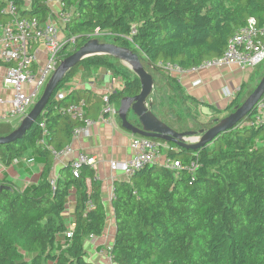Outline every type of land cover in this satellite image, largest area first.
<instances>
[{
	"label": "trees",
	"instance_id": "16d2710c",
	"mask_svg": "<svg viewBox=\"0 0 264 264\" xmlns=\"http://www.w3.org/2000/svg\"><path fill=\"white\" fill-rule=\"evenodd\" d=\"M7 1L18 7L21 17L40 23L51 13L49 0H30L27 6L23 0H0V24L8 21L1 14ZM60 3L63 10L70 12L66 34L75 39L74 47L65 48L62 57L91 40L95 31L103 33L97 37L99 42L131 50L151 74L154 89L164 86L168 91L169 105L163 107L161 103L151 111L178 133L211 127L191 119L188 105H200L218 115L230 114L263 75V70L254 69L220 110L185 95L177 78L159 64L169 63L188 71L221 57L232 35L248 18H254L259 26L264 24V0ZM101 37L105 40L100 41ZM101 68L122 82L121 89L107 94L109 103L116 108L122 98L139 93L138 79L119 61L105 55L89 57L76 64L58 84L22 138L0 145V161L5 166L28 153L41 158L43 166L36 185L23 191L0 178V264H93L84 244L91 237H100L106 228L101 183L94 169L85 164L80 166L77 177L73 176L72 161L58 170L55 179L52 171L53 152L60 153L69 146L74 130L82 127L85 120L97 119L103 107V95L69 88L80 73ZM62 91L67 92L56 99ZM79 101L84 103V116L75 120L65 110ZM255 106L233 129L195 151L166 143L178 150L167 152L171 160L180 164L178 169L147 166L128 179L113 182L115 235L108 251L112 263L264 264V123L247 125ZM13 130L9 123L0 122V136ZM72 192L71 236L66 246L55 253L56 236L67 231L62 215Z\"/></svg>",
	"mask_w": 264,
	"mask_h": 264
},
{
	"label": "built area",
	"instance_id": "2783aa9c",
	"mask_svg": "<svg viewBox=\"0 0 264 264\" xmlns=\"http://www.w3.org/2000/svg\"><path fill=\"white\" fill-rule=\"evenodd\" d=\"M48 5L51 13L43 23L36 19L21 17L18 7L12 1H7L1 11V14L8 17L7 22L0 24V64L4 67L2 85L12 91L11 99L8 102L10 104L8 117L20 121L39 99L49 78L64 59L62 51L65 48L72 49L75 44V39L68 37L65 31L70 12L63 10L60 0H49ZM53 5L58 6V8L53 9ZM101 35L103 33L100 34L95 31L90 37L97 39ZM263 62L264 24L259 26L254 18H248L246 23L232 35L221 57L204 61L188 71L169 63L159 64V66L170 75L183 76L187 72L197 73L202 70L223 68L237 69L241 72L252 71ZM200 84L199 80L192 82L193 87ZM74 87L75 85L69 90H73ZM66 92L58 93L56 99H61ZM110 92L111 88L103 95V107L98 117L100 121L106 123L110 122V118L117 116V110L113 104L109 103L107 97ZM223 95L229 100L232 99V93L226 89H223ZM3 102L0 96V103ZM254 110L252 120L247 125L263 124L264 95ZM65 111L72 119L81 120L84 116V103L79 101L76 104H71ZM92 124V120H85L82 127L74 130L72 138L87 134L88 128ZM195 141L197 139L192 140V142ZM129 147L133 153L131 160L126 162L111 161L109 163L112 172H120L126 179L147 166H160L171 171L180 167L178 162L167 156L168 151L178 152V150L171 149L164 142L133 135ZM68 152H70L69 146L60 153L53 152L54 165L63 154ZM93 163V158L84 154L78 155L72 160L73 176H78L81 165L85 164L92 167ZM52 178L55 179L53 176ZM18 191L21 190L18 189ZM71 230L72 228H69L64 233L65 239L70 238ZM109 249L110 247L106 250L107 255Z\"/></svg>",
	"mask_w": 264,
	"mask_h": 264
},
{
	"label": "crops",
	"instance_id": "0c3cea01",
	"mask_svg": "<svg viewBox=\"0 0 264 264\" xmlns=\"http://www.w3.org/2000/svg\"><path fill=\"white\" fill-rule=\"evenodd\" d=\"M26 6L30 0H23ZM253 70L241 72L237 69H211L202 70L197 73L187 72L183 76L172 75L177 78L183 88L185 95L191 96L201 103L210 104L216 109H224L229 103V99L220 91L223 89L232 93V97L239 89L242 82H246ZM4 75V67L0 65V96L8 95L9 89L2 85ZM98 76V78H96ZM199 80L200 85L193 87L192 82ZM114 82V83H113ZM74 89L88 90L96 95H104L111 88V92H117L121 89L122 82L119 78L114 77L105 69L91 70L89 73H80L72 82ZM11 92V91H10ZM155 95L153 94L152 97ZM0 103V122L9 123L14 129L18 126L13 120L16 118L8 117L10 112V104L8 101ZM114 106V105H113ZM115 107V106H114ZM191 114L195 117L197 112H200L203 106L188 105ZM117 110L118 108L115 107ZM197 118V117H196ZM19 120V119H18ZM93 124L88 128V133L78 135L72 138L69 144L70 152L63 154L59 161L54 165L52 176L56 178L58 170L68 162L74 160L78 155L84 154L94 159L93 169L95 178L101 183V200L106 210L107 224L105 231L100 237H91L85 241L84 248L87 253L88 260L93 264H114L111 262L106 250L110 247L114 240L115 226L112 202L113 182L126 179L120 172H112L109 168L111 161L126 162L131 160L133 153L129 147L130 139L133 136L129 132L123 130L120 122L116 117L110 118V122H102L98 118L92 120ZM198 122H201L197 119ZM20 122V120H19ZM203 123V122H202ZM38 158L37 155L30 156ZM19 161H25V158L13 161L9 166H5L0 161V178H5L13 182L19 190L28 189L29 183H37L41 170L42 163L32 165L34 172L32 176L20 178L16 171L11 167L18 164ZM28 171V170H27ZM74 194L71 193L68 203L65 205L63 212V220L67 230L73 227L74 222ZM64 233L59 234L55 238V253H58L67 244Z\"/></svg>",
	"mask_w": 264,
	"mask_h": 264
},
{
	"label": "water",
	"instance_id": "95a60500",
	"mask_svg": "<svg viewBox=\"0 0 264 264\" xmlns=\"http://www.w3.org/2000/svg\"><path fill=\"white\" fill-rule=\"evenodd\" d=\"M99 55L109 56L119 61L136 76L140 83V91L136 96L132 98L124 97L120 101L117 118L121 128L134 136L171 143L179 149L195 151L210 143L220 133L233 129L238 122L251 112L264 95L263 69V75L258 84L241 105L234 107L233 112L220 120H215L208 129L178 133L159 121L151 111V103H148V98L153 90V78L142 66L138 55L127 48L91 39L59 63L46 83L41 96L19 122L18 126L8 135L0 136V145L9 144L22 138L41 115L58 84L73 67L89 57ZM130 113L133 120L128 119ZM193 139H197V141L192 142Z\"/></svg>",
	"mask_w": 264,
	"mask_h": 264
},
{
	"label": "rangeland",
	"instance_id": "374dc122",
	"mask_svg": "<svg viewBox=\"0 0 264 264\" xmlns=\"http://www.w3.org/2000/svg\"><path fill=\"white\" fill-rule=\"evenodd\" d=\"M58 8V6L56 7V5H53V9H56ZM105 39H103L101 37L100 41H103ZM107 41V40H106ZM109 42V41H107ZM263 67H264V62L261 63L258 67H256L255 69L258 70V71H262L263 70ZM103 69V68H102ZM96 78H98V76H96ZM157 81V79H156ZM154 81H153V90L148 98V103L151 102V110H152V107H166L167 105H169L168 103L169 102V97H168V91L164 88V86H161L159 88L156 87V89H154ZM159 90V91H158ZM42 93V92H41ZM221 94H223V91H220ZM155 95L154 97H152V95ZM11 95H12V91L8 93V95H3L2 98L5 100V101H8L9 99H11ZM41 95V94H40ZM162 103V104H161ZM161 104V106H160ZM169 109V108H167ZM191 111V110H190ZM191 114V112H190ZM228 114H215L211 111H209L208 109H206L205 107L202 108V110L200 112H197V115L195 117V114L192 113L191 114V119H193V117L199 121H201V123H206V124H209V125H213L214 121L215 120H220L222 119L223 117L227 116ZM128 119L129 120H133V116L132 114L130 113L128 115ZM14 122H16L15 124H18L19 123V120L18 119H15L13 120ZM191 120L189 119V123ZM30 156H32L31 153H28L26 155H24L23 157L25 158V161H19L18 164L16 165H13L11 166L15 171L16 173L18 174V176L20 178H29L32 176V173L34 172V167L32 168V165H35V164H41V161L40 159L38 158H31ZM28 170V171H27ZM36 185V183H29V189L34 187Z\"/></svg>",
	"mask_w": 264,
	"mask_h": 264
}]
</instances>
